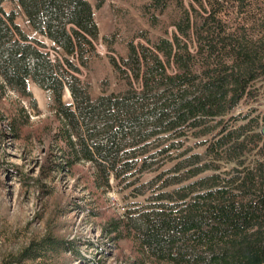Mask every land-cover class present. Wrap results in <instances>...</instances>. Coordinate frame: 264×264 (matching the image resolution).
Instances as JSON below:
<instances>
[{
	"label": "trees",
	"instance_id": "obj_1",
	"mask_svg": "<svg viewBox=\"0 0 264 264\" xmlns=\"http://www.w3.org/2000/svg\"><path fill=\"white\" fill-rule=\"evenodd\" d=\"M105 1L0 0V94L50 96L59 168L87 164L94 189L128 202L104 231L134 243L140 264H264V0H144L147 29L122 39L125 56L102 39L120 84L93 96L80 76ZM66 249L46 235L3 264Z\"/></svg>",
	"mask_w": 264,
	"mask_h": 264
},
{
	"label": "rangeland",
	"instance_id": "obj_2",
	"mask_svg": "<svg viewBox=\"0 0 264 264\" xmlns=\"http://www.w3.org/2000/svg\"><path fill=\"white\" fill-rule=\"evenodd\" d=\"M144 2L107 0L94 10L97 57L91 62V70L80 76L90 84L93 96L100 93L102 85L107 84L110 92L120 84L109 66L102 39L115 35L117 43L113 48L118 55L125 56L122 39L134 30L147 29L139 16ZM163 20H168L167 13ZM16 23L28 31L22 17ZM157 32L152 31L151 35ZM258 87L257 109L263 112L264 82ZM29 91L34 106L9 91L0 94V264L46 235L67 243L69 249L50 260L25 264H140L134 243L116 241L104 231L105 224L119 217L128 202L115 190L94 189L87 164H79L70 172L59 168L63 160L51 140L57 127L49 110L51 98L33 85ZM63 103H70L66 91ZM19 109L24 111L25 118L21 119L20 134L15 136L9 125L12 118L20 116Z\"/></svg>",
	"mask_w": 264,
	"mask_h": 264
},
{
	"label": "water",
	"instance_id": "obj_3",
	"mask_svg": "<svg viewBox=\"0 0 264 264\" xmlns=\"http://www.w3.org/2000/svg\"><path fill=\"white\" fill-rule=\"evenodd\" d=\"M66 93L68 94V92L66 91ZM68 96H69V94H68ZM70 98V97H69ZM260 134H261V136H263L264 137V127L261 129V131H260Z\"/></svg>",
	"mask_w": 264,
	"mask_h": 264
}]
</instances>
